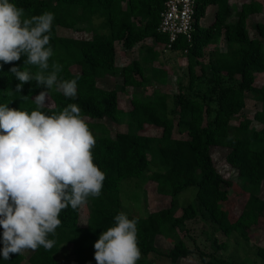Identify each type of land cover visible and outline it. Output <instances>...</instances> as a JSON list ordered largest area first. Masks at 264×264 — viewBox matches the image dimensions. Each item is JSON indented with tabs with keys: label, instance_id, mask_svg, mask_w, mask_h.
Segmentation results:
<instances>
[{
	"label": "trees",
	"instance_id": "16d2710c",
	"mask_svg": "<svg viewBox=\"0 0 264 264\" xmlns=\"http://www.w3.org/2000/svg\"><path fill=\"white\" fill-rule=\"evenodd\" d=\"M24 9L23 18L54 14L49 47L53 56L49 58L47 75L55 62L61 65L59 80H77V95L66 98L56 91L48 90L51 105L37 109L33 98L43 91L30 81L15 92L20 83L9 71L13 66L35 74L39 69L24 63L26 56L11 64L0 62V105L26 111L39 110L45 115L59 114L68 104H76L82 117L107 118L117 124H126L127 130L115 135L107 134L100 123H86L101 127L95 138L93 163L105 174L101 195L88 197L90 204L85 226L79 224L81 206L73 210L70 206L61 211L60 226L48 239L55 244L50 250L39 247L27 258L28 264H60L61 248L71 247L74 264H96L94 243L99 235L115 226L114 216L121 210L120 183L130 177H141L148 172L147 180L156 185V192L170 198L169 205L149 211L147 216L127 214L137 219V244L140 259L136 264H159L149 255H164L170 264H178L194 251L183 239L173 240L172 247L162 251L156 244L157 236L170 238L173 232L187 220L199 218L214 225L224 236L236 233L249 240L254 226L264 223V198L260 195L264 183V86H258L256 73L264 72V22L255 21L253 30L248 27L249 17L264 8V0H244L239 6L235 21L231 0H196L192 39L179 37L170 50L186 53L188 61V83L178 82L175 101L179 107L175 121L168 105V95L155 92L151 98L131 93L129 108L120 106L118 89L99 84L100 79L122 76L121 90L141 88L151 79L161 83L168 81L164 68L151 67L152 75L146 73V63L156 61L168 42V36L158 30L160 13L165 0H9ZM216 6V13L208 26L200 21L206 9ZM97 20V21H96ZM64 27L84 32L83 36L59 35L57 28ZM224 38L226 50L219 53L211 65L207 78L208 88L200 91L198 81L207 75L201 59L204 50ZM146 39L153 46L143 61L138 58L120 66L116 62V42L126 50L133 49ZM186 50V51H185ZM199 67L200 72H198ZM78 77V79H77ZM246 93L257 100L261 107L253 119L244 118L231 129L232 117L245 107ZM27 96L25 100L22 97ZM253 120L261 124L252 125ZM155 126L160 135L143 131ZM182 137H174V129ZM228 149L225 161L237 171V181L224 177L216 168L212 147ZM161 170L150 171L151 157ZM196 186L195 197L175 215L177 197L187 187ZM229 189L243 196L236 212ZM0 229V234H2ZM216 250L226 249V242L212 240ZM2 247V244H0ZM198 250L204 264H228L222 257ZM256 253L264 263V246H256ZM206 256L212 260L205 261ZM22 253L10 254L9 260L0 257V264H22Z\"/></svg>",
	"mask_w": 264,
	"mask_h": 264
},
{
	"label": "clouds",
	"instance_id": "9594fccd",
	"mask_svg": "<svg viewBox=\"0 0 264 264\" xmlns=\"http://www.w3.org/2000/svg\"><path fill=\"white\" fill-rule=\"evenodd\" d=\"M24 9L0 0V62L11 64L26 56L24 63L38 67L35 74L13 66L9 71L22 86L35 81L43 91L33 98L37 109L47 104L48 90L66 98L77 95V80H59L61 65L49 58L54 14L23 18ZM78 79V77H77ZM27 100L28 97L24 96ZM80 108L68 104L59 114L45 115L0 105V257L43 247L60 226L59 215L69 206L75 210L88 197L101 195L105 174L93 163L95 138L81 118ZM115 226L103 231L93 247L96 264H136L141 253L137 244V219L120 212Z\"/></svg>",
	"mask_w": 264,
	"mask_h": 264
},
{
	"label": "rangeland",
	"instance_id": "374dc122",
	"mask_svg": "<svg viewBox=\"0 0 264 264\" xmlns=\"http://www.w3.org/2000/svg\"><path fill=\"white\" fill-rule=\"evenodd\" d=\"M97 21V20H96ZM255 21L264 22V8L251 18L248 22V27L252 31L253 23ZM58 34L63 36H69L71 34L70 29L64 27L57 28ZM155 45L153 40L147 39L142 44L137 45L132 50H126L121 45L117 49V57L120 65H125L124 62H131L133 58L139 57L141 61L145 57V54L149 51L147 47ZM226 49L225 42H221L220 45L214 46L210 45L204 50V56L201 59L202 65L207 71V75L198 81V87L200 91H206L208 88L207 78L211 75V65L214 63L216 57L221 52L220 50ZM146 73L152 75L151 67H161L164 68L168 73V81L166 83H161L157 79L151 76V79L147 81L141 88H130L128 90L122 91V76L118 74L114 79H100L99 84L105 87H116L118 89L120 106L128 109L129 100L131 93H135L143 98H151L155 92H163L168 95V105L176 121L178 118L179 107L175 101V95L178 92V82L184 84L188 83V61L186 53H179L172 50L161 51L159 58L151 63H146ZM198 72H200L199 67H197ZM256 85L264 86V72L256 73ZM244 109L231 120V129L239 123L244 118L253 119L254 113L260 109V103L253 98L249 93H246ZM47 105H51V101L47 98ZM86 123H100L105 126L108 131L107 134L115 135L117 132H122L127 130L126 124H117L110 121L107 118L103 119H92L90 117H82ZM252 125L260 128L261 124L253 120ZM92 133L102 132L101 127H91L88 126ZM150 135H160L161 130L158 127L152 126L146 131H143ZM174 137H182L174 129ZM228 153V149L224 147H212L211 155L213 162L217 170L226 178L232 181H237V171L227 164L225 161V156ZM151 157V156H150ZM151 167L150 171L161 170L155 163L154 159L151 157ZM148 172H145L141 177H130L121 181L120 183V198H121V210L126 214H131L134 216L145 217L149 211L164 208L169 205L170 198L168 196L160 195L156 192V185L154 182L147 180ZM238 182V181H237ZM197 191L196 186H189L184 189L177 197L178 206L175 209L174 214L179 215L181 213L182 207L187 205L195 197ZM230 198L234 205H236V212L240 209L241 203L243 201V196L234 189H229ZM261 197L264 198V183L260 190ZM90 210L89 202H86L81 206L79 224L85 226L88 219V213ZM216 237L219 242H226V249L216 250L212 240ZM183 239L187 245L193 249V253L186 257L185 259H180L178 264H204L200 259L198 250H202L205 253L212 254L215 257L225 258L228 264H264L261 258L256 253V246H264V223L254 226L251 230L250 239L245 240L239 237L236 233H233L230 237L224 236L214 225L205 222L199 218L190 219L185 222L181 227H178L172 234L170 238L157 236L156 244L164 252H167L173 245V240ZM71 251V247H68ZM67 248H61L58 258L60 264H74L75 256L69 253ZM32 250H26L21 252L24 256L22 264H28L27 258L31 254ZM149 258L154 259L159 264H170V260L164 255H149ZM211 256H206L205 261L212 260Z\"/></svg>",
	"mask_w": 264,
	"mask_h": 264
},
{
	"label": "built area",
	"instance_id": "2783aa9c",
	"mask_svg": "<svg viewBox=\"0 0 264 264\" xmlns=\"http://www.w3.org/2000/svg\"><path fill=\"white\" fill-rule=\"evenodd\" d=\"M195 5L196 0H165L158 26V30L168 36L165 50H170L179 37L192 39Z\"/></svg>",
	"mask_w": 264,
	"mask_h": 264
},
{
	"label": "crops",
	"instance_id": "0c3cea01",
	"mask_svg": "<svg viewBox=\"0 0 264 264\" xmlns=\"http://www.w3.org/2000/svg\"><path fill=\"white\" fill-rule=\"evenodd\" d=\"M244 0H231V5L233 6V14H232V17L230 18V20L231 21H235L236 19H237V16H238V13H239V6H240V4L243 2ZM257 1H259V2H262V0H257ZM215 13H216V6L215 5H210V6H208L207 7V9H206V14H205V17L204 18H202V20L200 21V23H201V25L202 26H208L211 22H212V20H213V18H214V16H215ZM255 15H258V13H256V14H253V15H251L250 17H249V20L251 21V18L253 17V16H255ZM261 22V21H260ZM70 31H71V34L69 35L70 37H72V36H75V37H81V36H83V34L85 33V31L84 32H78V31H76L75 29H70ZM147 40V39H146ZM145 40V41H146ZM221 42H225V40H224V38L222 37L220 40H219V42L217 43V44H215L214 46H217V45H220L221 44ZM141 44V43H140ZM140 44H137V45H140ZM226 44V43H225ZM136 45V46H137ZM121 46V43L120 42H116V62L120 65V62L118 61V57H117V49H119V47ZM135 46V47H136ZM134 47V48H135ZM133 48V49H134ZM132 50V49H131ZM226 50V49H225ZM225 50H220L221 52H223V51H225ZM220 52V53H221ZM135 58H139V57H135ZM135 58H133V59H135ZM132 59V60H133ZM124 63H126V64H128L127 62H124ZM130 63V62H129ZM125 64V65H126ZM121 67L122 66H124V65H120Z\"/></svg>",
	"mask_w": 264,
	"mask_h": 264
}]
</instances>
